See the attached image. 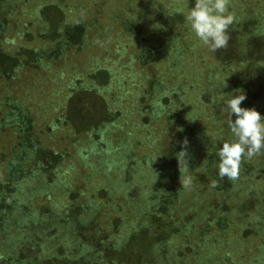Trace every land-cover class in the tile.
<instances>
[{
	"label": "trees",
	"instance_id": "trees-1",
	"mask_svg": "<svg viewBox=\"0 0 264 264\" xmlns=\"http://www.w3.org/2000/svg\"><path fill=\"white\" fill-rule=\"evenodd\" d=\"M61 2L62 0H0V68L2 65L6 66V70H0L3 71L2 73L5 75V79L8 78L7 74H11L10 79H15L18 75L25 74L26 70H21L25 66L21 64V61L26 60V58L32 64L36 63V61H39V63L41 61H53L52 59H62L64 61V51L72 50L71 54L74 52L77 54L82 52L89 38L86 34L90 35L94 30L97 33H106L102 29L103 26L100 25L102 21L99 23L93 21L89 25L88 21H85L82 17H73L71 8L69 9L66 4L64 5L68 8L67 11L71 17L68 21L64 20L63 18H65L67 13L65 12L66 14L62 15ZM25 9L29 12L27 15H31V17L29 16L30 18H22V11ZM104 18L107 20L113 19L108 13L105 14ZM23 19L24 21H22ZM12 26H14L13 28H17L28 42L30 40L31 42L33 40L40 41V45L36 47L38 50L26 49L23 46L17 51L3 52L1 45L3 40H6L5 34L12 31ZM29 27L36 30L40 37L33 39L32 34L28 30ZM119 27L125 34L131 33L132 35H136L137 33L135 29L132 30L130 28L132 27V23L128 20L120 24ZM97 33L92 36L96 37L98 35ZM158 36H154L153 39H157ZM172 36L174 37V35ZM23 42L25 44V40ZM174 44L176 43H168V46H166L172 48L175 46ZM253 46L252 55L255 63L259 61L261 63L262 57L260 55L255 56L254 53L262 52L264 44L258 39L253 42ZM243 48H245L244 43L230 38L227 48L212 52L218 65L217 68L209 67L207 72L204 73V70L200 72V69L202 70L201 66L195 65L193 70L196 69L197 73L195 72V75H193L190 74L191 71L189 72L188 66L180 67L183 78L190 80L188 85L185 82L178 83L173 77L171 85L177 83L179 85L169 87L171 85L168 86L167 81H164L162 75H160L159 81L151 79L146 73L143 75L144 83L140 84L143 91H141L140 97L142 102H146L147 104L141 111L142 115L148 117L151 111H153V108L152 115L154 119L161 121L159 119L164 117L163 122L166 121L167 125L174 126L173 131L176 132L174 137H176L177 141L173 142L166 151H163V154L157 161L158 165L156 166L161 168V172H157L158 176L150 172V170L145 172L147 176L151 174L153 177V180L148 177V180L150 179L152 181L153 188L149 197L147 199L145 198L148 202H142L139 205L142 206L141 211H135L131 215H126L128 222L127 226L124 224V228H126L128 234L122 235V237L119 236L116 229L110 228V225L108 226L109 228L104 227L103 213L101 212V205L98 203L93 204L100 206V212L97 213V216L94 215L91 218L85 216L86 208H89L90 205H79L76 209H70L67 206H64L62 209L57 207L54 209H43L39 205L32 203L33 198H52L50 195L54 193L53 191L57 187L63 188L64 177L69 178V174L65 172L66 175L62 177L64 178L62 181H60V178L52 176L50 170L61 160L60 153L48 148L47 144L52 142V136H49V138L46 137L49 141L45 144V141H42L35 135L37 132L34 130L35 122L30 110L26 109V107L23 108L20 100L14 95L16 86L13 87V84L8 83V81L6 82L4 79L6 83H0V264H117L119 262L116 263V261L121 259H124L126 263L130 257L128 254L132 252L134 246L140 248V251L135 253L138 254V258L135 257L134 264H157V255L168 254L164 247L168 238L174 240L182 238L183 242L187 244V242L192 241L190 237L194 234L193 232H195L194 237L202 239V235L207 234L209 228H216L215 234L218 236L220 232L227 233L232 225H236L243 235L242 239H238L239 237L233 238L232 246H230L231 252H228V247L223 248L218 246V249L213 248L211 251L221 252L224 249L225 252L223 254L217 255L216 252L210 251L205 256H200L199 240H195L196 243L192 247L190 246L192 249L188 248L191 251H185L177 247L174 253L170 252L169 255L174 260L169 261L168 264H228L230 262L231 264H236L237 261H240V254L244 252L246 247L251 246V241L255 239H259L260 241L258 254L256 255L255 263L250 261L248 264H264V260H262V255H264V193L255 194V190L257 189L258 191L259 187L264 191V160L254 157L250 160L245 158L241 163L240 174L237 180L229 181L225 178L220 181L217 175L219 157L216 153L224 142H234L235 137L228 130V125L226 126L225 124L221 128L223 134L219 135V138L204 137V131L203 136L200 137L197 135L198 131L195 128L193 130L192 118L187 113L189 108L193 106L191 102H195V98L198 97L196 94L200 93L201 101L208 107V113L211 119L210 123L212 122L213 127L217 123L219 124V120L224 115L225 110L224 108L221 109L218 107L220 105L217 98L219 96L218 94L237 82L234 75L235 82L232 80L233 77L226 76L225 66L228 67L235 63L238 58H241ZM154 49L155 47H151L147 51V56H144V58L153 59L157 53V50L155 51ZM182 55V50L178 49L172 58L177 57V59H180ZM71 59L69 56L66 62H71ZM244 60L247 59L244 57ZM249 61L250 63H254L251 57H249ZM8 62L11 65H7ZM73 63L67 67L71 69L74 66ZM219 65L222 67V70H220ZM46 66L49 67V64H46ZM67 67L66 69L63 67L62 70L61 68H57L56 73L59 75L56 78L57 82L64 84V87L67 88V93L64 94V90L62 93L67 99V106L70 105L71 108V105H74L73 101L75 97L88 94V92L83 91L87 89L84 88L82 76H66V79L61 77L62 75H68L64 73L68 70ZM168 67H172L174 70V62ZM73 69L77 70L76 67H73V72H75ZM250 69L248 75L237 83H240L239 90H242L246 95V99L243 101L241 107L246 103V108H255L258 112H263L262 106H264V100L258 99L257 97L261 93H264V83H262L264 70L260 69V71L257 70L258 72L252 73ZM94 70L95 72L90 73V75H93L95 78L102 77L98 83V86L102 85L99 96L103 94L106 97H100V102L96 104L98 106L100 103L102 117L99 122H95L91 126L93 131L92 135L94 137L99 135L102 140L106 135L110 136L114 131L122 130L123 125L126 124L125 119H128V115H131L130 112H133L134 115L131 116L133 117L132 123H136L137 126L130 127L128 133L129 138L133 135L134 139L139 137L145 141H150L138 129L139 120L136 115L137 109L130 111L133 109L130 108L133 105L126 106L128 100L122 103L115 97L112 99L108 97L110 93L113 94V91H116L115 88L117 86L114 80L117 81V73L112 75L107 70H101L100 68ZM2 73L0 74L1 76ZM200 73L203 75L200 76ZM191 75L194 77H191ZM256 75L258 76V84L254 87V89L256 88L254 90V83L250 77ZM67 78L70 79L67 80ZM74 78L76 81L73 84L71 81ZM224 79H226L225 82ZM244 79L246 80L245 84H243ZM206 83L208 84L204 87L203 85ZM120 85L122 88V86H126L127 84L120 83ZM14 88L15 90H13ZM254 91L255 95H253ZM11 94L15 96L14 99L11 97ZM182 94L184 95L182 96ZM170 95L173 101H170ZM215 98L217 100H214ZM167 100L171 104L178 103L183 108L175 116L172 117L168 114L165 118L162 112L166 107ZM254 100L255 102H252ZM109 101L115 102L117 107L121 106L122 103L127 108L124 107L123 113L120 114L118 110L112 109V106H115L114 104L109 107ZM88 106L91 109V106ZM53 114L56 117L48 124L51 125L52 131L55 128L59 130L61 126L68 124L70 121L69 125H73L77 129V133L84 130L78 129L74 124L77 120L76 116H72L69 121L60 118L61 112L59 113V111H55ZM121 117L125 119L120 120ZM117 119L118 123L114 125L113 121ZM167 125L165 127L166 130L163 131L164 134L172 133V126L169 127ZM51 127L46 126V130ZM102 132H104L103 135H101ZM212 136H215V134ZM185 138L188 140V155L186 157L188 166L185 167L183 162H181L179 167L177 157L179 155L178 153L182 150L180 142ZM104 143L108 146L110 138ZM113 150H116V147L114 149L113 147H109V150L103 148L98 151L102 152L99 153L100 155L106 156L108 154V159H104L101 162L103 164L101 172L105 177L108 176V172L113 170L112 165L115 164L113 162ZM127 151L130 150L128 149ZM84 156L79 155L80 158H84ZM166 174L172 176L173 180H168L167 178L169 176ZM246 177H249V184L244 182ZM189 178L191 182L185 187L184 181ZM214 180L218 181L216 187L211 186V182ZM107 181L110 185L107 184L106 186L108 187L101 188L100 190L102 192L111 186L110 178ZM259 182L263 183V185ZM133 184L132 182L124 186L122 192L125 193L128 191L129 186H133ZM109 191L114 196L115 191L118 192V187L111 186ZM195 191L198 192V197H195L198 204L194 206L196 209L193 212H187V208L190 207L189 202L192 200L191 196ZM107 192H104L105 195L99 196V199L105 200L104 204L107 203L110 194V192ZM62 193L66 195L65 191ZM92 199H95V197ZM98 201L100 200H94L93 202ZM88 202H90V198ZM51 203H53L52 199ZM179 206L183 207L184 210L176 212ZM185 207L187 208L185 209ZM257 210L262 211H259L261 213L260 217L255 218ZM250 212H254L255 215L250 220L244 221ZM175 214H181L178 216V220L183 219L186 221V223L182 222L178 224L179 228L173 227L171 222L172 217L176 216ZM58 227H60V231L57 230ZM59 233L61 234L59 239L63 241L66 246L65 249L68 252L57 243V240L53 246L49 245L46 241L52 235L57 239V234ZM108 233L112 235L109 237ZM110 238H113V240L110 241ZM36 239L39 243L37 246H39L42 253L38 257L33 254L35 259L31 256L28 262V254L25 253L27 252L26 246L30 245V242ZM212 240L210 239V241ZM27 249L29 250V246H27ZM22 253L24 257L21 256ZM142 255L147 257L143 258ZM232 257H234L235 262L229 260ZM206 258L208 260L207 262H205Z\"/></svg>",
	"mask_w": 264,
	"mask_h": 264
},
{
	"label": "rangeland",
	"instance_id": "rangeland-1",
	"mask_svg": "<svg viewBox=\"0 0 264 264\" xmlns=\"http://www.w3.org/2000/svg\"><path fill=\"white\" fill-rule=\"evenodd\" d=\"M61 3L62 4L60 6L62 9V15L67 13L65 18H63L64 20H70L71 16L67 10L68 8H71L73 17L80 16L85 21H88L89 25L93 21L97 23L102 21L100 25L103 26L102 29H104L106 33H97L94 30L90 33V35L86 34L89 38L85 47H83L82 52H79L78 54L74 52L71 54L72 50H66L64 51V61L62 59H52L53 61H41L40 63L39 61H36V63L32 64L28 61V58H26V60L24 59L25 61H21V64H24L25 66L22 67L21 70H26V73L21 76L18 75L15 79H10L11 74H7V79L4 78L5 75L1 70H4L6 66L2 65L0 68V74L2 73V76L0 75V83L5 84L8 81V83L13 84V87L16 86L14 95L17 96L18 100H20V104H22L23 108L26 107V109L30 110L31 116L34 118V130L37 132L35 135L42 141H45V144L49 141L46 137L49 138V136H52V142L47 144L48 148L52 151H57L61 155L59 163L50 171L52 176L60 178V181L65 178L63 188L57 187V189L53 191L54 193L50 195L52 198H33L32 203L34 205H39V207L43 209H54L56 207L62 209L64 206L70 207V209H76L79 205H90V207L86 208L85 211V216L89 218H91V216L98 215L97 213L100 212V206L98 204H100L101 212L103 213L104 218V227L109 228L108 226L110 225V228H113L114 230L116 229V232L122 237V235L128 234V231L124 228L125 225L127 226L128 222L126 215H131V213L135 211H141L142 206L139 205L142 202H148L145 198L147 199V197H149L153 188L152 181L150 179L148 180V177L151 179L153 177L151 174H148L147 176L145 172L150 170V172H153L156 175L160 173L161 168L156 166L158 165L157 161L163 154V151H166L173 142L177 141L176 137H174L176 133L173 131L174 126L167 125L166 121L163 122L164 117L159 119L161 121L154 119V116L152 115L154 111L153 108V111H151L148 117L142 115L141 111L147 104L146 102H142L140 97L142 93L141 91H143L140 86V84L144 83L143 75L146 73L151 79H155L157 81L160 80V75H162V77H164V81H167L168 86L171 85L173 77L178 83L185 82L186 85H188L190 80L183 78L182 69L180 67L188 66L189 72L191 71L190 74L195 75V72L197 73L196 69L193 70L195 65L201 66L202 70L200 69V72H203L204 70V73L207 72L209 67L217 68L218 65L216 64L217 62L212 51L208 50L202 41L195 36V34L191 31L190 26L185 21V16L194 6L195 0H62ZM64 4H66L68 8ZM229 10L235 17L233 25L229 28L230 38L244 43L245 48H243V55L241 58H238L237 61L230 66H225V72L227 73L226 76L233 77V81L235 76L237 82L234 85L230 84L231 86L226 88L228 89L227 91L225 89L218 94L219 96L217 98L220 103L218 107L221 109L224 108L225 112L223 113L224 115L221 116L219 124L217 123L215 127L212 126V122L210 123L211 119L208 113V107L201 101L202 99H200V93H195L198 97L195 98V102H191L193 106L189 108L187 113L189 114L188 116L192 118L191 122L194 125L193 130L195 128L198 131L197 135L200 137L203 136V131L205 133L204 137L206 136L208 138H219L218 136L223 134V132H221V128L224 124L226 126L228 125L227 121L229 119L226 106L224 107L226 99L228 98L226 94H238L236 93V90L240 89V83H237L248 75L249 68H251L250 71H252V73H256L260 71V69L264 70V48L262 49V52L254 53L255 56L260 55V57H262V59L260 58L262 60L261 63H259L260 61L255 63V59L252 55V49L254 48L253 42L259 39V41L264 44V0H230ZM106 13L110 14L113 19H105L104 17ZM22 14V18L24 19L31 17V15H27L29 12L26 9L22 11ZM24 19L22 21H24ZM127 20L132 23V27L130 28H132V30L135 29L137 32L136 35H132L131 33L125 34L123 33L124 31H121L119 27L120 24H123ZM14 26H12V31L10 33L7 32L8 34H5L7 41L3 40L1 45L2 51H17L23 46L26 49L29 48L38 50L36 47L37 45H40L41 42L34 40L32 42L31 40L28 42L17 28H13ZM28 30L32 34L33 39L35 37L36 39L37 37H40L38 35L39 33L33 28L29 27ZM95 33L98 35L96 37L92 36ZM157 35H159L158 38L153 39V37ZM172 35H174V37ZM148 36H151L152 38ZM23 40H25V44H23ZM173 42L176 43L174 44L175 46L172 48L167 47L168 43ZM151 47H155L154 50H157V53L154 51L156 53L155 57L153 59L144 58V56H147V51L150 50ZM178 49L183 52L182 58L177 59V57H174L173 59L172 56ZM69 56L70 59L72 58L71 62H66ZM244 57L247 60H244ZM249 57L253 59L254 63H250ZM29 62L30 64H28ZM72 62H74L73 67H76L77 69H73L75 72L72 71L73 67L71 69L67 67L71 66ZM173 62L175 64L174 70L172 67H168L170 64H173ZM46 64H49V67H47ZM7 65H11L10 62H8ZM63 67L65 69L67 67L68 70L64 73H67L68 75L60 76L65 79L66 76H82L84 88L87 89L83 91L88 92V94L78 95L75 97L73 101L74 107L71 105V108L70 105L67 106V99L62 93L64 90V94H66L67 88L64 87V84L57 82L56 78L59 75L56 73V69L61 68L62 70ZM96 68L107 70L112 75L117 73V81L114 80V83L117 86V88H115L116 91H113V94L110 93V96L108 95V97L109 99L115 97L122 103H125V101L128 100L126 106H131V104L133 105L130 107L133 108L130 111L137 109L136 115L139 120L138 129L141 130L145 137L150 141H145L139 137L134 139L133 135L129 138L128 133L130 127L137 126L136 123H132L133 117L131 116L134 115L133 112H130L131 115H128V119L121 117L120 120H126V124L123 125L122 130L114 131L110 134V136L106 135L102 140L99 135H97L98 137H94L92 135L93 131L91 126L95 122H99L102 117L100 103L98 106H96V104L97 102H100V97H106H104L103 94L99 96V91L102 85L98 86V83L102 77L99 76V78H95L93 75H90V73L95 72L94 69ZM219 68L222 70L220 65ZM193 75H191V77H194ZM202 75L203 74L200 73V76ZM250 78L253 80L254 89V87L258 84V76H251ZM69 79L70 78H67V80ZM225 80L226 79H224V82ZM75 81L76 79L74 78L71 82L74 84ZM243 81V84H245L246 80L244 79ZM120 83L127 85L122 86V88L125 87L122 89ZM178 83L172 84L169 87L179 85ZM262 83H264V78ZM207 84L208 83L203 86L206 87ZM13 90H15V88ZM254 90H256V88ZM166 94L168 93L166 92ZM14 95L11 94L13 99L15 98ZM183 95L184 94H182V96ZM253 95H255V91ZM217 98L214 100H217ZM257 98L264 100V93H261V95ZM169 99L170 101H173V99H171V95ZM170 101L167 100V104L165 105L166 107L162 112L165 118L168 114L172 117L175 116L176 113H179L183 108L178 103L171 104ZM252 102H255V100ZM109 103V107L114 104L115 106H112V109L114 108L118 110L120 114L123 113L125 106H123L122 103L119 107L116 106L115 102L113 103L112 101H109ZM148 104L150 105L149 102ZM88 105L91 106V109ZM246 105L247 104L245 103L242 107L246 108ZM262 107L263 112L259 111L261 115L264 114V106ZM55 111H59V113L61 112L60 118H63L64 120H69L72 116H76L77 120L74 124L78 127V129L84 130L77 133V129H75L73 125H69L71 122L69 120L70 122L66 121L68 124H64V126H61L59 130L55 128V130L52 131L51 125L48 124L53 121L54 117H56L53 114ZM232 119H235V115H233ZM117 123L118 119L113 121L114 125ZM166 125L169 127L172 126V133L164 134L163 131L166 130ZM46 126L51 128L46 130ZM102 126L104 125L102 124ZM227 128L230 130L229 127ZM103 133L104 132H102L101 135H103ZM213 134H215V136H212ZM109 138L110 143L107 146L104 142L107 139L109 140ZM109 147H113V149L116 147V150L112 151L114 158L113 162L115 164L112 165L113 170L108 172V176L105 177L101 172L103 167L101 162L104 159H108V154H106V156L100 155L99 153L101 151H98L103 148L105 150H109ZM128 149L130 151H127ZM80 154L82 156L85 155L84 158H80ZM254 158L264 160V150H262L259 155L254 156ZM123 159L124 161H122ZM65 172L69 174V178H62L66 175ZM106 178H110L111 186L118 187V192L115 191V193H117L116 196L115 193L114 196H112L111 191H109L111 186L110 188L103 190V192L100 190L101 188L104 189V187L109 184L107 181L108 179L106 180ZM167 179L173 180L172 176H169ZM132 182L134 183L133 186L130 185L128 191L125 193L122 192L123 187L131 184ZM244 182L249 184V177H246ZM259 183L263 185V183ZM64 191L66 192V195L62 193ZM107 191H109L110 194L108 199L106 198L107 203L104 204L105 200L99 199V196L101 197L105 195L104 192ZM261 193H264L261 187L258 188V191L257 189L255 190V194ZM96 194L97 196H95ZM193 195L191 196L192 200L189 202L190 207H185V209L187 208V212H193L196 209L194 206L198 204L195 198L198 197V192L195 191ZM93 197H95V199H92ZM89 198L90 202H88ZM51 199L53 203H51ZM94 200L100 201L93 202ZM181 210L183 211L184 208L179 206L178 209H176V212ZM259 211L262 210H257L255 218L260 217L261 213H259ZM123 214L125 215L122 216ZM179 215L172 217L173 219L171 222L173 227L179 228L178 224L182 222L186 223L183 219H177ZM254 215V212H250L249 216L245 218L244 221L250 220V218ZM57 230L60 231V227H58ZM193 233L192 237H190L192 241L187 242V244L183 242L182 238L179 240L168 238V241H166L164 245L168 254H161L160 256L157 255V264H168L169 261L174 260L169 254L170 252L174 253V250H176L177 247L185 251L192 249L191 247L194 243H196L195 240H199L198 245H200V256H205V254L210 252L213 248L218 249L219 247H228V252H231L230 246H232V240L237 237H239L238 239H242L243 235L236 225H232L227 233L220 232L218 236L215 234L216 228H209L208 233L202 235V239H197V237H194L195 232ZM108 235L110 237L112 234L108 233ZM60 237L61 234L59 233L57 234V239H55L52 235V237L46 239V241L49 245L53 246L57 240V243L62 246L65 251H67L63 241L59 239ZM210 239L213 240L210 241ZM214 239H216V241H214ZM109 240L112 241L113 238H110ZM251 242V246L246 247L244 252L240 254V261H237L236 259V264H248L250 261L255 263L260 241L259 239H255ZM38 244V240L36 239L35 241L30 242V245H27L29 246V250L26 246L27 252L25 253L28 254V262L29 259H31V256L34 257L33 254L38 257L40 256V253H42L39 246H37ZM31 247L32 249H30ZM139 251L140 248L134 246L132 252L128 254L130 257L126 263L124 259L116 261V263L134 264L135 257L138 256V254L135 253ZM211 252L215 253L216 251ZM224 252L225 250L223 249L221 252L217 251L216 254L219 255ZM21 256L24 257V254L22 253ZM146 257L143 256V258ZM33 259H35V257ZM229 260L235 262L234 257ZM262 260H264V255H262ZM207 261L208 260L206 258L205 262ZM228 264H231V262Z\"/></svg>",
	"mask_w": 264,
	"mask_h": 264
},
{
	"label": "clouds",
	"instance_id": "clouds-1",
	"mask_svg": "<svg viewBox=\"0 0 264 264\" xmlns=\"http://www.w3.org/2000/svg\"><path fill=\"white\" fill-rule=\"evenodd\" d=\"M229 6L230 0H195L194 6L185 16L191 31L212 52L228 46L229 28L235 20ZM236 93L226 94L228 98L225 106L229 115L227 123L235 141L224 142L216 153L219 157L217 175L220 181L225 178L229 181L237 180L243 160H250L264 150V116L255 108L241 107L246 95L242 90H236ZM180 143L182 150L177 157L179 167L181 162L187 167V138ZM190 182V178L186 179L184 186L187 187ZM217 185L218 181L211 182L212 187Z\"/></svg>",
	"mask_w": 264,
	"mask_h": 264
}]
</instances>
